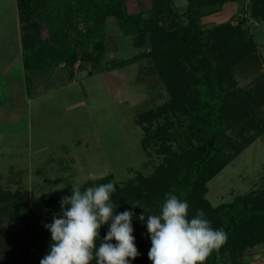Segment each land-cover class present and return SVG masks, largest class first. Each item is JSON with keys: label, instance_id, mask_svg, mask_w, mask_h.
I'll return each mask as SVG.
<instances>
[{"label": "trees", "instance_id": "1", "mask_svg": "<svg viewBox=\"0 0 264 264\" xmlns=\"http://www.w3.org/2000/svg\"><path fill=\"white\" fill-rule=\"evenodd\" d=\"M225 1L186 0L179 11L175 0H151L147 11L134 12L128 0H16L26 67L31 66V59L39 67L64 63L67 77L72 79L75 65L76 69L89 63L99 65L106 51L107 18L114 16L123 34L133 36L135 46H148L120 63L147 58L165 84L168 99L136 117L144 130L142 147H154L163 162L147 176L139 173L120 183L109 173L88 179L79 187L84 191L113 182L115 191L110 200L118 206L116 214L126 210L134 213L133 236L139 255L130 264H145L140 251L151 248L145 222L149 215L160 214L169 192L189 203V218L203 209L211 226L227 234L226 242L205 264H218L219 256L225 253L231 256V264H243L239 257L245 249L264 243V190L214 207L203 196L206 182L238 151L228 132L231 121L225 111L228 90L224 71L257 48L253 35L243 26L245 18L205 25L203 18L209 7ZM248 1L250 16L264 20V0ZM242 113L235 114L242 117ZM160 117L164 120H158ZM12 194L24 199L20 192ZM10 198L12 195L0 193V203ZM131 202L141 207L133 208ZM143 213L145 222L139 219ZM50 216H62L61 204ZM109 228L110 222L101 226L100 240Z\"/></svg>", "mask_w": 264, "mask_h": 264}, {"label": "rangeland", "instance_id": "2", "mask_svg": "<svg viewBox=\"0 0 264 264\" xmlns=\"http://www.w3.org/2000/svg\"><path fill=\"white\" fill-rule=\"evenodd\" d=\"M150 4L128 0L134 12H145ZM249 4L227 0L209 7L203 18L207 26L245 18L243 26L257 45L224 71L228 132L238 151L206 182L203 196L212 207L264 190V20L250 16ZM175 5L181 11L186 0H175ZM147 48L135 46L133 36L123 34L116 17L109 16L100 64L81 70L75 65L72 85L42 94L28 128L10 124L0 129V193L12 195L0 203L1 264H40L52 242L46 227L53 222L52 209L90 179L89 173H112L123 183L139 173L149 175L163 162L154 147H142L144 130L136 117L168 99L165 84L147 58L120 63ZM237 111L243 116H236ZM147 252L141 250L140 256L152 264ZM239 260L264 264V243L245 249ZM231 261L225 253L218 264Z\"/></svg>", "mask_w": 264, "mask_h": 264}, {"label": "clouds", "instance_id": "3", "mask_svg": "<svg viewBox=\"0 0 264 264\" xmlns=\"http://www.w3.org/2000/svg\"><path fill=\"white\" fill-rule=\"evenodd\" d=\"M89 178L96 180L95 173ZM115 191L113 182L72 188V194L61 201V217H53L46 227L51 233L50 250L40 264H130L139 255L133 236L134 213L116 214V204L110 200ZM132 207H141L131 202ZM145 222L144 213L139 216ZM110 222L103 240L100 229ZM147 230L151 238L148 258L152 264H205L214 250L227 240L222 229H214L197 209L189 218V203L172 192L166 194L159 215H149ZM100 241L97 247V241ZM116 243L113 244L112 241Z\"/></svg>", "mask_w": 264, "mask_h": 264}, {"label": "crops", "instance_id": "4", "mask_svg": "<svg viewBox=\"0 0 264 264\" xmlns=\"http://www.w3.org/2000/svg\"><path fill=\"white\" fill-rule=\"evenodd\" d=\"M29 63L31 66L26 67L22 22L17 2L0 0V129L2 130L10 124L28 128L31 116L35 112V105L42 101V94L49 95L52 89L60 85H72V79L67 77L64 63L61 64V68L57 65L39 67L32 59Z\"/></svg>", "mask_w": 264, "mask_h": 264}]
</instances>
